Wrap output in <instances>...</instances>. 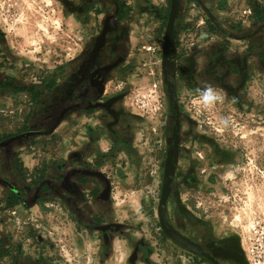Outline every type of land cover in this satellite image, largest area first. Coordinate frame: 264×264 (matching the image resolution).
Segmentation results:
<instances>
[{
	"label": "flooded vegetation",
	"instance_id": "af4514ba",
	"mask_svg": "<svg viewBox=\"0 0 264 264\" xmlns=\"http://www.w3.org/2000/svg\"><path fill=\"white\" fill-rule=\"evenodd\" d=\"M59 2L80 44L51 71L18 55L0 26V264L61 263L47 213L84 233L87 264H252L241 236L186 196L226 192L243 164L194 98L211 89L264 118V0H183L173 82L172 0ZM150 84L159 121L135 99ZM116 184L136 206L117 205Z\"/></svg>",
	"mask_w": 264,
	"mask_h": 264
},
{
	"label": "rangeland",
	"instance_id": "374dc122",
	"mask_svg": "<svg viewBox=\"0 0 264 264\" xmlns=\"http://www.w3.org/2000/svg\"><path fill=\"white\" fill-rule=\"evenodd\" d=\"M0 26L18 55L49 71L70 60L80 44L78 26L59 0H0ZM159 95L150 84L135 97L153 121L161 119ZM215 95L219 99L207 107L194 98L192 109L210 132L241 151L243 164L225 175L226 192L186 198L195 212L238 233L252 264H264V118L239 112Z\"/></svg>",
	"mask_w": 264,
	"mask_h": 264
},
{
	"label": "crops",
	"instance_id": "0c3cea01",
	"mask_svg": "<svg viewBox=\"0 0 264 264\" xmlns=\"http://www.w3.org/2000/svg\"><path fill=\"white\" fill-rule=\"evenodd\" d=\"M116 189L118 191L114 195V201L118 206L124 205L126 202L131 206L137 205V201L134 200L133 189L122 191L118 184H116ZM122 193L124 195H122ZM45 219L48 221L49 235L54 239L56 250L59 251V254L61 255L60 264H87L91 258V255L89 258L91 244L87 239H84V233L80 232L77 233V235H75L76 233L73 234V231L69 226L62 221L54 219L52 214L47 213ZM21 238L22 235L18 237L17 241L21 240ZM10 239L11 238L8 239L9 245ZM87 253L88 255H86Z\"/></svg>",
	"mask_w": 264,
	"mask_h": 264
},
{
	"label": "water",
	"instance_id": "95a60500",
	"mask_svg": "<svg viewBox=\"0 0 264 264\" xmlns=\"http://www.w3.org/2000/svg\"><path fill=\"white\" fill-rule=\"evenodd\" d=\"M182 1L183 0H172V11L170 15V21L168 24V30L166 34L167 42H166V51H165V56H164V64L166 65V70H167V76L169 78L170 82H173V54H172V47L175 43L176 37H175V31H177V27L179 24L180 16L182 13ZM167 178L170 180L171 176L167 175ZM167 189L165 187L161 204H160V216L161 219H163V215L165 212V203L167 200ZM163 221V220H162Z\"/></svg>",
	"mask_w": 264,
	"mask_h": 264
},
{
	"label": "clouds",
	"instance_id": "9594fccd",
	"mask_svg": "<svg viewBox=\"0 0 264 264\" xmlns=\"http://www.w3.org/2000/svg\"><path fill=\"white\" fill-rule=\"evenodd\" d=\"M219 97L214 94L211 89L204 90L201 95L202 103L207 107L213 104Z\"/></svg>",
	"mask_w": 264,
	"mask_h": 264
}]
</instances>
